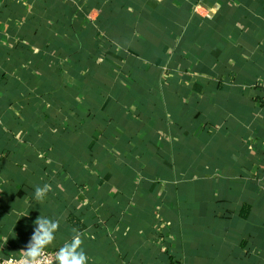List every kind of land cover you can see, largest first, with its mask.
<instances>
[{"label": "crops", "instance_id": "crops-1", "mask_svg": "<svg viewBox=\"0 0 264 264\" xmlns=\"http://www.w3.org/2000/svg\"><path fill=\"white\" fill-rule=\"evenodd\" d=\"M40 215L88 264H264V0H0V263Z\"/></svg>", "mask_w": 264, "mask_h": 264}, {"label": "clouds", "instance_id": "clouds-1", "mask_svg": "<svg viewBox=\"0 0 264 264\" xmlns=\"http://www.w3.org/2000/svg\"><path fill=\"white\" fill-rule=\"evenodd\" d=\"M51 185L45 183L37 185L34 190L35 200L43 202ZM33 233L28 243L19 252L18 258L9 257L6 264H88L89 257L83 248L82 234L73 229V235L55 251L54 257H49L46 249L53 244L60 222L58 219H50L38 216L34 221Z\"/></svg>", "mask_w": 264, "mask_h": 264}, {"label": "built area", "instance_id": "built-area-1", "mask_svg": "<svg viewBox=\"0 0 264 264\" xmlns=\"http://www.w3.org/2000/svg\"><path fill=\"white\" fill-rule=\"evenodd\" d=\"M46 251H47L48 256L51 258V257H54V255H55V251H56V250L46 249ZM18 257H19V256H17L16 258H18ZM8 258H9V257L3 259V260L1 261L0 264H6V261L8 260Z\"/></svg>", "mask_w": 264, "mask_h": 264}]
</instances>
